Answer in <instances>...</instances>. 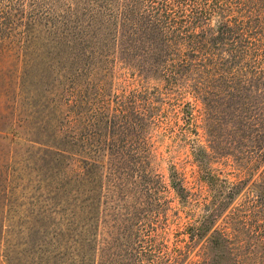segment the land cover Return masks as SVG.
<instances>
[{
    "label": "trees",
    "instance_id": "1",
    "mask_svg": "<svg viewBox=\"0 0 264 264\" xmlns=\"http://www.w3.org/2000/svg\"><path fill=\"white\" fill-rule=\"evenodd\" d=\"M35 1L0 0V264H92L107 185L123 180L121 172H144L129 160V141L155 123L162 102L149 91L95 101L79 88L52 104L43 92L36 95L42 103L32 105L47 114L27 130L33 116L22 111L20 98L30 65L19 61L22 71L14 70L12 51L28 50L39 38L42 17L33 11L42 7ZM82 12L64 21L60 39L49 44L64 54L61 72H93L94 60L111 49L141 76L176 89L171 110L187 133L203 130L205 144L191 148L214 190L189 238L208 244L205 264H244L264 245V167L247 187L248 178L230 182L213 175L209 164L231 160L251 174L264 163V0H93ZM124 159L130 169L119 168ZM33 175L42 178V201L63 205L65 224L10 223L22 212L12 197L30 191L23 185ZM171 186L184 199L172 176ZM245 188L244 201L227 216L228 231L214 228Z\"/></svg>",
    "mask_w": 264,
    "mask_h": 264
},
{
    "label": "rangeland",
    "instance_id": "2",
    "mask_svg": "<svg viewBox=\"0 0 264 264\" xmlns=\"http://www.w3.org/2000/svg\"><path fill=\"white\" fill-rule=\"evenodd\" d=\"M29 1L32 2L28 0L27 4ZM37 1L33 2L36 8L42 7L38 12L33 11L36 16L42 17L39 38L28 50L12 51L13 63L17 66L14 70L22 71L19 61L30 65L26 70L28 74L23 88L25 96L20 98L22 111L33 116L28 118L27 130L37 126L40 118L47 114L40 106L42 99L36 96L43 92V100L48 99L52 104L61 103L65 98L68 100L73 95L72 91L79 88L85 91L87 98L95 101L106 99L109 95L149 91L157 92L162 102L155 123L145 132L133 134L129 141L132 144L129 160L143 167L144 172L135 175L121 172L123 180L119 177L118 180L114 179L115 186L107 185L103 198L105 203L101 206L97 223L92 264H205L210 256L207 252L208 244L192 242L189 238L192 228L200 225L204 206L211 201L214 192L209 178L199 171L191 148L192 142L205 144L203 130L197 127V135L189 134L180 120L176 122L177 117L171 110L175 98L179 97L176 89L167 88L164 82L153 77L141 76L117 56L113 57L111 49L103 53L101 59L94 60L97 67L93 72L78 77L64 76L61 72L65 63L64 54L59 46L52 48L49 44L60 39L63 22H74L83 13L86 4L93 0ZM51 21V24H47ZM183 100L191 101L190 97ZM35 101L40 104L33 107L32 102ZM220 118L225 124V116ZM25 134L23 132V138ZM118 166L127 170L132 164L124 159ZM263 167L264 163L251 171V174H245L231 160L217 159L209 164L213 175H219L230 182L237 183L248 178L247 187L251 182L258 181ZM171 176L184 187V199L179 198L172 188ZM41 184L42 178L33 175L23 185V189L28 187L30 191L27 189L23 195L18 192L15 198L12 197L11 203L16 213L18 210L22 212L10 217V223L37 226L43 219L45 224H65L61 216L63 205L53 206L42 201L46 193L42 194ZM248 191L245 188L230 210H226L216 221L214 228L228 231L227 216L244 201ZM33 210L38 213L43 211L45 217L36 212L30 213ZM229 262L222 260L219 264ZM244 264H264V245L250 260H244Z\"/></svg>",
    "mask_w": 264,
    "mask_h": 264
}]
</instances>
